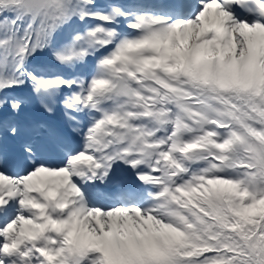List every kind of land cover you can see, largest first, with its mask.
<instances>
[{
  "label": "snow or ice",
  "instance_id": "1",
  "mask_svg": "<svg viewBox=\"0 0 264 264\" xmlns=\"http://www.w3.org/2000/svg\"><path fill=\"white\" fill-rule=\"evenodd\" d=\"M0 264H264V0H0Z\"/></svg>",
  "mask_w": 264,
  "mask_h": 264
}]
</instances>
